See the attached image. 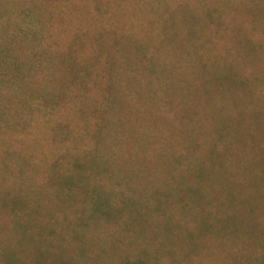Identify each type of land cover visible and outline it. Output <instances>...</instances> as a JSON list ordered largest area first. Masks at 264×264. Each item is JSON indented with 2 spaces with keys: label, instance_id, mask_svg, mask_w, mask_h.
Instances as JSON below:
<instances>
[{
  "label": "trees",
  "instance_id": "obj_1",
  "mask_svg": "<svg viewBox=\"0 0 264 264\" xmlns=\"http://www.w3.org/2000/svg\"><path fill=\"white\" fill-rule=\"evenodd\" d=\"M224 1L0 0V264H219L250 212L264 264V0Z\"/></svg>",
  "mask_w": 264,
  "mask_h": 264
},
{
  "label": "rangeland",
  "instance_id": "obj_2",
  "mask_svg": "<svg viewBox=\"0 0 264 264\" xmlns=\"http://www.w3.org/2000/svg\"><path fill=\"white\" fill-rule=\"evenodd\" d=\"M228 1V2H227ZM224 2H226V4L228 6L233 5L234 2L232 0H225ZM31 51H35L34 49H31ZM35 105H37V102L34 103ZM38 113V112H36ZM44 114V113H41ZM55 113L52 114V116H54ZM38 114H35V116ZM48 116V115H47ZM45 118V117H44ZM47 119V117L45 118ZM242 119V118H241ZM240 148H242L240 146ZM251 204L254 205V200H251ZM262 211L264 212V208L262 209ZM157 214L154 215H159L157 217L159 218H164V216L162 217V210H157L155 211ZM252 214H254V212H250V215L247 213V215H249L246 220H242L243 224H238V225H232V231H242L241 232V239H233L230 238L228 241H226L224 244H222L219 248V250L217 252H219L220 250H223L224 252V256H222L220 258V262L219 264H257L258 263V256H259V252L262 251V246L261 243H255V242H251V241H247V237L248 234L249 235H253V237L255 239H258V237L260 236V232H255V229L252 227V224L256 219H253V216H251ZM262 216L261 218L264 216V213H260ZM258 218V217H257ZM232 218L230 220V222H233ZM153 221L154 219H147L146 223H144V226H147L148 228H150V230H152L153 227ZM263 222L264 220H260V222ZM156 222V221H155ZM201 228V227H200ZM204 228V227H203ZM206 229H210L205 227ZM115 227H111V228H106V233H111V232H116L115 231ZM123 235H125L126 237L131 239L132 242V247L131 249H135L137 247V241L133 238V233L131 231H128L127 234L123 233ZM264 239L261 238L260 240L262 241ZM156 241L160 242L162 241L161 237H157L155 239ZM155 240H153V243H157ZM207 240V239H205ZM131 246V245H130ZM207 249L204 248V250H202V258L207 262V264H215L216 262L213 261V257H206ZM181 252V251H179ZM222 252V251H221ZM163 254V253H162ZM181 254V253H180ZM162 264H168L169 263V259L167 256H165L163 254L162 257Z\"/></svg>",
  "mask_w": 264,
  "mask_h": 264
}]
</instances>
